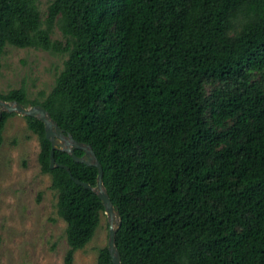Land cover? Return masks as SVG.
Wrapping results in <instances>:
<instances>
[{
    "label": "trees",
    "instance_id": "1",
    "mask_svg": "<svg viewBox=\"0 0 264 264\" xmlns=\"http://www.w3.org/2000/svg\"><path fill=\"white\" fill-rule=\"evenodd\" d=\"M7 44L65 55L43 97L20 86L0 98L42 105L92 147L120 214L121 264H264V0H48L44 16L37 0H0V74ZM13 115L1 114L0 145ZM23 118L70 264L103 206L49 168L43 123ZM54 159L95 185V167ZM97 264H111L106 246Z\"/></svg>",
    "mask_w": 264,
    "mask_h": 264
},
{
    "label": "rangeland",
    "instance_id": "2",
    "mask_svg": "<svg viewBox=\"0 0 264 264\" xmlns=\"http://www.w3.org/2000/svg\"><path fill=\"white\" fill-rule=\"evenodd\" d=\"M37 1L44 16L48 0ZM52 38L63 42L56 26ZM64 58L44 49L5 45L0 92L23 86L30 99L43 97ZM38 151L37 137L23 116L8 117L0 145V264H66V223L57 214L50 175L40 172ZM107 237L108 223L102 214L92 239L72 254L70 264H97Z\"/></svg>",
    "mask_w": 264,
    "mask_h": 264
},
{
    "label": "water",
    "instance_id": "3",
    "mask_svg": "<svg viewBox=\"0 0 264 264\" xmlns=\"http://www.w3.org/2000/svg\"><path fill=\"white\" fill-rule=\"evenodd\" d=\"M2 112H14L20 116H31L43 123L44 136L50 142L49 168H64L76 184L91 190L99 198L103 206V215H105L108 223L106 248L110 256L111 264H121L120 253L115 244V234L121 223L120 214L108 195L107 189L103 183L102 166L92 147L88 143L75 140L69 132L65 133L64 129L56 123L50 113L40 104L25 106L17 100L6 101L0 98V118ZM55 150L66 152L74 162H80L95 167L97 170L95 185L74 178L66 166L56 163L54 159ZM75 150H81L82 154L76 155Z\"/></svg>",
    "mask_w": 264,
    "mask_h": 264
}]
</instances>
